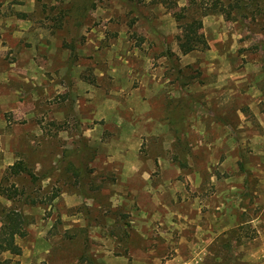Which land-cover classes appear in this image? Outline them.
Masks as SVG:
<instances>
[{
    "label": "rangeland",
    "instance_id": "obj_1",
    "mask_svg": "<svg viewBox=\"0 0 264 264\" xmlns=\"http://www.w3.org/2000/svg\"><path fill=\"white\" fill-rule=\"evenodd\" d=\"M213 1L0 0V259L264 264V0Z\"/></svg>",
    "mask_w": 264,
    "mask_h": 264
},
{
    "label": "trees",
    "instance_id": "obj_2",
    "mask_svg": "<svg viewBox=\"0 0 264 264\" xmlns=\"http://www.w3.org/2000/svg\"><path fill=\"white\" fill-rule=\"evenodd\" d=\"M166 2V0H161ZM214 8L223 12L224 5L221 0L213 1ZM174 4V3H173ZM170 4V5H173ZM237 5V3H235ZM217 7V8H216ZM230 11L226 13L229 14ZM174 17L178 22L181 33L178 39V48L181 53L185 54L192 50L204 48L207 46L205 37L198 33L197 30L202 26L201 18L198 14H188L182 11L174 13ZM172 122L173 119H172ZM8 171L11 174H20L21 172L33 178V173L27 169L26 165L17 160L8 165ZM26 221L23 214L15 208L2 209L0 212V253L8 252L10 254H19L21 252L20 246L16 243V236H23L25 234ZM91 262V261H90ZM0 264H9V259H0Z\"/></svg>",
    "mask_w": 264,
    "mask_h": 264
},
{
    "label": "crops",
    "instance_id": "obj_3",
    "mask_svg": "<svg viewBox=\"0 0 264 264\" xmlns=\"http://www.w3.org/2000/svg\"><path fill=\"white\" fill-rule=\"evenodd\" d=\"M38 250V249H37ZM35 255L37 254V253H34ZM39 258H38V263L39 264H43V263H46V260L44 259V258H41V255H39L38 256ZM48 264V263H47Z\"/></svg>",
    "mask_w": 264,
    "mask_h": 264
}]
</instances>
